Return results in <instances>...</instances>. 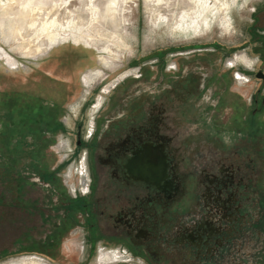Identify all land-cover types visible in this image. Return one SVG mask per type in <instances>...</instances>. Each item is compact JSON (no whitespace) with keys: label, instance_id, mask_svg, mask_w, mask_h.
<instances>
[{"label":"flooded vegetation","instance_id":"flooded-vegetation-1","mask_svg":"<svg viewBox=\"0 0 264 264\" xmlns=\"http://www.w3.org/2000/svg\"><path fill=\"white\" fill-rule=\"evenodd\" d=\"M259 52V68L243 71L248 81L238 82L231 68L241 95L230 92L228 76L200 77L192 68L196 62L184 58L175 59L168 74H156L154 89L148 83L153 73L144 67L141 77L124 82V90L116 89L92 116V137L90 133V138L83 140L80 134L76 139L77 145L86 147L89 178L85 196H72L57 168L47 164L43 144L56 134L52 130L46 135L43 118L35 116L29 122L23 115L15 117L18 109L29 102L34 104L37 98L32 100L33 96L26 95L32 98L26 103L22 102L26 98L22 92L6 91L5 113L0 117L9 128L0 154L5 157L4 174L11 187L10 213L13 204H18L25 222L22 240H34L33 244L37 241L39 249L49 252L75 222L107 238L114 235L104 225L105 218L110 217L114 228L122 232L115 239L130 245L152 264H162L161 259L169 264L168 255L174 257L176 252L180 261L170 264H190L193 258L196 263L191 264H200L219 257L223 249L244 236L254 246L240 260L264 264V94L245 89L255 81L252 74L264 80L258 76L260 72L264 74V48ZM221 78L225 88H221ZM213 84L221 87L209 92ZM62 91L66 90L61 85L58 92ZM225 94L231 96L232 121L226 126L215 113L210 139L224 150L241 146L243 141L247 167L254 168L255 162H262L258 175L249 174L248 169L246 175H240L241 167L234 164L227 171L220 162L212 173L203 170L197 174L182 168L191 155L187 152L189 135L179 138L173 128L203 123L206 110L220 109ZM33 188L42 189V194L35 197ZM253 190L259 195L255 201ZM253 202L259 205L258 215L252 210ZM113 204L118 207L113 209ZM76 207L80 208L83 222L78 219ZM238 249H232V253L241 251L242 246ZM249 254L256 255L251 263Z\"/></svg>","mask_w":264,"mask_h":264},{"label":"rangeland","instance_id":"rangeland-1","mask_svg":"<svg viewBox=\"0 0 264 264\" xmlns=\"http://www.w3.org/2000/svg\"><path fill=\"white\" fill-rule=\"evenodd\" d=\"M109 1L118 3L116 15L104 11L108 0H46L43 4L52 7L51 10L33 0L28 7L31 12L37 13L34 24L47 23L49 27L42 36L49 38L55 35L56 43L37 59H26L16 52L11 53L20 59L14 67L9 64L7 57H0V92H22L21 95L33 96V99L28 96L23 98L22 102L24 100L26 103L27 99H40L38 103L29 102L23 109H18L15 117L20 119L23 115L24 120L30 119L29 122L33 117L36 119L35 116L37 119L43 118L44 121H40L45 125L46 135L47 131H51L50 135L52 130L56 134L53 140L44 142V158L47 164L60 172L62 182L67 184L72 196H85L89 178L86 147L77 145L76 139L80 134L83 140L89 139L90 133L92 137L95 130L94 126L92 129V116L101 110L116 89L124 90V82L141 77L145 68L153 73L148 83L154 89L156 74H168V67L173 61L184 58L196 62L192 68L200 77L211 74H217V77L228 76L230 92L241 95L229 63L232 60L238 61L239 57L252 62L251 65L244 61L236 62L239 69L245 72L251 66H256V60L261 56L259 51L264 48V0H191L194 1L191 7L188 4L190 0ZM14 2L0 0V5ZM102 10L108 14L103 15ZM110 14L115 23L109 19ZM1 45L9 49L0 40ZM256 68H259L258 64ZM251 77L255 81L245 89L264 94V80L255 79L253 74ZM72 78L77 80L66 81ZM220 81L223 83L222 78ZM61 85L66 91L60 93L58 88ZM219 87L213 84L209 92ZM221 88H225V83ZM221 102L222 107L216 112L215 109L206 110L203 123L192 122L181 129L173 128V134L177 131L179 138L180 135H189L187 152L191 155L182 168L194 170L197 174L203 170L212 173L218 169L217 164L220 162L227 171L233 164L234 167L240 166V175H246L247 169L249 174H260L261 161L255 162L254 168L247 167L248 155L242 149L243 141L241 146L236 144L234 149L224 150L218 149L214 140L210 139L214 132L211 118L215 113L226 126L232 121L229 119L232 113L230 94H225ZM99 103L100 108L94 112ZM208 122L210 124L207 125ZM18 127L20 125L14 130H18ZM8 128L5 125L4 132ZM35 132L38 133V130ZM224 144L229 147L227 143ZM4 158L0 154V264H24L28 262L27 258H37L40 264L46 261L48 264H94L98 258L104 256L106 259L113 252L118 253L115 261L122 260L115 264H152L148 258L130 248V245L115 239L122 232L114 228L110 217L105 218L107 221L104 225L114 235L107 238L98 235V231L90 233L86 224L75 222V226L58 240L57 247H53L50 253L39 249L37 241L34 244V240L23 241L25 222L21 218V209L18 204H13L15 207L11 213L9 209L11 204L8 203L12 198L8 189L11 187L4 174ZM42 192V189L32 190L35 197ZM252 197L255 201L259 195L253 190ZM253 204L252 210L258 215L259 205L255 202ZM113 205V209L118 207V204ZM243 206L245 210L246 204ZM76 211L78 219L83 222L80 208L76 207ZM94 226L92 224V228ZM240 240L223 249L219 257L206 259L200 264H245L240 258L246 256V252H251V246L254 245L245 236ZM241 246V251L232 253ZM233 255L236 256V263ZM173 256L168 255L170 262L180 261L179 252ZM247 257L249 262L256 255L249 254ZM189 262L196 263L194 258ZM161 263L167 264L163 259Z\"/></svg>","mask_w":264,"mask_h":264},{"label":"bare ground","instance_id":"bare-ground-1","mask_svg":"<svg viewBox=\"0 0 264 264\" xmlns=\"http://www.w3.org/2000/svg\"><path fill=\"white\" fill-rule=\"evenodd\" d=\"M34 1H36L37 4L39 3L41 6H47L50 10L53 9L50 6L43 4L44 2H46V0H34ZM32 2L33 0H15L14 4H9L6 6L0 5V8H2V11L0 13V40L5 46L9 48V49H5L1 45L2 47H0V57L1 58L4 56L7 57V61H9V64L13 67L16 66L17 63L19 64L20 59H17V57L15 58V56H13L11 53L16 52L20 57L26 59H37L40 56H42L43 53L47 52L48 49L51 47V45H54L57 41L56 37H54L55 35H50L49 38H43L42 35L46 33V30L49 27L47 23L42 22L40 24H34L37 19V13L31 12V10L28 7V4ZM193 2L194 1L191 0L188 2L190 7L193 5ZM117 5L118 3H114V2L112 3L108 0V2H106V7L104 8L105 9L104 11H108L111 14L112 13L115 14L118 11V9H116ZM108 12L106 14H108ZM106 14L105 12L103 13V15ZM110 15H109V19L113 23H115L113 16ZM103 17L108 18V16H103ZM238 61H244L248 65L252 64V62L245 60L243 57H239ZM236 62L232 60L230 61L229 65L233 66L236 64ZM128 73L129 72L123 74L121 78L126 76ZM239 77L242 79L241 80L242 82L245 81L246 76H244V74L239 73ZM99 108H100V103L96 107V109L94 108L95 109L94 112H96ZM111 254L113 255L107 256L106 259L104 256L98 258L94 264H115V262L122 261V260L115 261L116 259H118V253L113 252ZM111 258L112 259L115 258V259L110 260ZM26 261H25L26 263L24 264H40V261L37 258L36 259L27 258ZM44 264H48L47 261Z\"/></svg>","mask_w":264,"mask_h":264},{"label":"trees","instance_id":"trees-1","mask_svg":"<svg viewBox=\"0 0 264 264\" xmlns=\"http://www.w3.org/2000/svg\"><path fill=\"white\" fill-rule=\"evenodd\" d=\"M5 106H6L5 105V93L0 92V114L5 113ZM0 121H1V117H0ZM1 123L2 122H0V124ZM4 127H5V124H1V126H0V145H4L3 144L4 138H5V132H4L5 130H3Z\"/></svg>","mask_w":264,"mask_h":264},{"label":"built area","instance_id":"built-area-1","mask_svg":"<svg viewBox=\"0 0 264 264\" xmlns=\"http://www.w3.org/2000/svg\"><path fill=\"white\" fill-rule=\"evenodd\" d=\"M259 63V61L258 60H256V66H257V64ZM256 66H254V67H250V68H248L249 70H253V71H255L256 70ZM232 68L233 69H235L234 70V78L238 81V82H240V83H242V79L240 78V77H238L239 76V73H242V74H245L243 71H241L240 69H238V66L235 64V65H233L232 66ZM139 74V73H138ZM138 74L136 75V76H138ZM248 76L245 78V81H248Z\"/></svg>","mask_w":264,"mask_h":264},{"label":"crops","instance_id":"crops-1","mask_svg":"<svg viewBox=\"0 0 264 264\" xmlns=\"http://www.w3.org/2000/svg\"><path fill=\"white\" fill-rule=\"evenodd\" d=\"M78 76V79H79V75H77ZM73 80H77V78L75 79V78H72V79H67L66 81H70V82H72Z\"/></svg>","mask_w":264,"mask_h":264},{"label":"water","instance_id":"water-1","mask_svg":"<svg viewBox=\"0 0 264 264\" xmlns=\"http://www.w3.org/2000/svg\"><path fill=\"white\" fill-rule=\"evenodd\" d=\"M259 77H264V74H262L261 72L258 74Z\"/></svg>","mask_w":264,"mask_h":264}]
</instances>
